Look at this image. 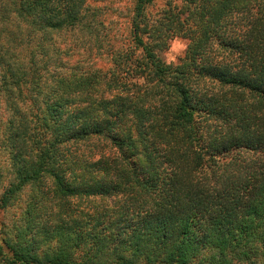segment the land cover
<instances>
[{"label":"trees","instance_id":"trees-1","mask_svg":"<svg viewBox=\"0 0 264 264\" xmlns=\"http://www.w3.org/2000/svg\"><path fill=\"white\" fill-rule=\"evenodd\" d=\"M153 2L0 0V264H264V0Z\"/></svg>","mask_w":264,"mask_h":264},{"label":"rangeland","instance_id":"rangeland-1","mask_svg":"<svg viewBox=\"0 0 264 264\" xmlns=\"http://www.w3.org/2000/svg\"><path fill=\"white\" fill-rule=\"evenodd\" d=\"M180 1L181 0H154L153 5L149 7V12L151 15L157 14V12H160L161 9L166 8L168 5L172 7L177 6ZM131 2L132 0H88V3L96 5L99 8L101 15L99 18L104 21V29H107L102 33L104 34L105 32H108L109 37L116 34L117 39H119L115 42L113 40H109V44L115 46L121 43L122 46H126L124 41L125 35L127 34V24ZM76 35L77 34H75V36ZM67 37L72 38L73 40L72 36ZM186 44V38L174 36L169 41L168 46L161 52L162 58L167 62L176 61L177 58L183 54ZM105 47L107 50V46ZM81 52L83 51L80 48L78 52L76 51L77 54H75L70 61L74 62L76 60L82 59L80 58V54H82ZM101 66L104 68L107 67L108 64H101ZM16 212V206L10 208L9 210L0 209V241L4 230L7 228L12 230L14 228L13 220L16 216Z\"/></svg>","mask_w":264,"mask_h":264}]
</instances>
